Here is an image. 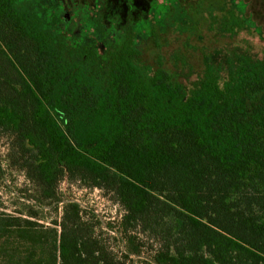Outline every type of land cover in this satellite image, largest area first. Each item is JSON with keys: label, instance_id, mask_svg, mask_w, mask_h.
Listing matches in <instances>:
<instances>
[{"label": "trees", "instance_id": "trees-1", "mask_svg": "<svg viewBox=\"0 0 264 264\" xmlns=\"http://www.w3.org/2000/svg\"><path fill=\"white\" fill-rule=\"evenodd\" d=\"M177 3L155 0L142 17L106 24L97 0H0V139L7 167L32 189L23 216L0 212V264L8 240L30 250L24 264H264V52L225 51L217 61L205 45L185 83L145 46L162 48ZM207 7L220 35L262 34L247 0ZM185 19L175 30L192 39L197 25ZM171 61L186 62L179 51ZM63 179L120 205L121 259L77 202L63 204L59 233L35 221L61 203ZM5 180L0 161V187ZM137 234L156 242L150 256ZM36 247L46 257L37 262Z\"/></svg>", "mask_w": 264, "mask_h": 264}, {"label": "rangeland", "instance_id": "rangeland-1", "mask_svg": "<svg viewBox=\"0 0 264 264\" xmlns=\"http://www.w3.org/2000/svg\"><path fill=\"white\" fill-rule=\"evenodd\" d=\"M94 0H60L65 8H68L72 3H88ZM99 7L97 11L103 17L106 24H111L112 20L118 24L121 21H132L137 17H142L146 14V7L152 4L155 0H97ZM199 0H178L177 5H168L167 19L168 25H173L169 28L164 36H162V48L155 49L151 39L145 41L147 58L153 60L156 57L161 58L169 68L177 70L182 81L186 83V78L192 80L195 72L199 71L201 65V53L199 48L207 45V53L211 59L220 60L221 55L227 51L234 52H248L259 58L263 56L264 52V4H260V0H247L248 12L254 13L253 24L260 26L262 34L259 35L254 29L250 31H242L235 37L220 35L217 31L211 30L212 23L207 16L205 10L211 3L215 4L218 0H201V8H196V2ZM161 3L162 0H157ZM121 3L130 6L123 11ZM144 7V8H143ZM183 10V13H182ZM118 12V13H116ZM184 12L189 16V20L185 19V24L197 25V28L192 39L188 38L186 33L177 32L175 27H178L180 22L178 15L184 16ZM111 15H110V14ZM116 13V15H114ZM182 14V15H181ZM254 26V25H253ZM198 36H201L200 39ZM187 44V45H186ZM198 49V51H197ZM181 52L185 57V63H178L175 67L170 63L172 54L174 52ZM221 53V54H220ZM172 62V61H171ZM177 68V69H176ZM193 76L188 77V75ZM7 138L0 139V161L6 169L5 187H0V212L11 214L13 216H23L28 210L27 205L30 202L23 200L25 196L32 191L30 184L26 181L22 172L7 167ZM58 194L61 203L57 207H45L38 209L36 212L38 224L44 228H54L59 233L60 224L63 215V204L68 201L77 202L83 210L82 218L92 227V232L102 243L111 251L116 258L121 259L123 253V243L119 240L114 232L118 229L119 222L123 215V210L119 204L115 202L111 193L105 192L97 188H88L80 185L78 182H68L63 179L58 184ZM23 218H26L25 216ZM112 228L111 230L109 229ZM41 229L40 232H45ZM139 243L142 245V255L150 256L157 244L154 240H149L146 236L141 234L136 235ZM8 240L4 244L5 254L3 256L2 264H24V259L28 256L30 250L24 244L13 243ZM18 247L15 252L13 248ZM33 261L46 258L36 247L34 248ZM137 258L131 257L125 260L126 264H138Z\"/></svg>", "mask_w": 264, "mask_h": 264}]
</instances>
